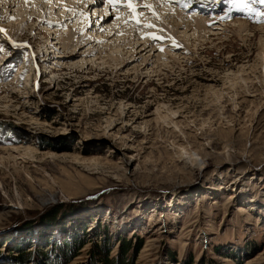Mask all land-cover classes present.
I'll list each match as a JSON object with an SVG mask.
<instances>
[{"label": "rangeland", "instance_id": "374dc122", "mask_svg": "<svg viewBox=\"0 0 264 264\" xmlns=\"http://www.w3.org/2000/svg\"><path fill=\"white\" fill-rule=\"evenodd\" d=\"M22 1L0 0V144L32 160L0 163V264H264L258 34L201 43L180 20L155 67L127 30L157 0H101L104 29ZM208 1L209 28L264 22L261 0Z\"/></svg>", "mask_w": 264, "mask_h": 264}, {"label": "bare ground", "instance_id": "6f19581e", "mask_svg": "<svg viewBox=\"0 0 264 264\" xmlns=\"http://www.w3.org/2000/svg\"><path fill=\"white\" fill-rule=\"evenodd\" d=\"M68 1L69 0H65L63 4H68ZM94 1L95 0H72L69 3V6H67V8L65 9L67 10L66 16H68V18L72 16H74L73 18H77V19L79 18L78 20L79 21L81 20L82 23H85L86 21L89 20L90 22H92L91 24H100L99 26L101 29L106 28L107 26L110 25V23H107L110 20L109 16L111 15L109 6L106 8L105 11L104 8L101 6L102 4L101 0H97V4L94 3ZM185 1L191 3H203V5L207 7L208 11L207 12L206 11L203 12L202 10L194 11L193 7H195V5L190 6L188 10H184V11L178 10L177 4H181ZM20 2L23 1L20 0ZM70 4L72 5L75 4V5L73 7ZM134 4L138 6L142 5L140 4L139 1L134 2ZM134 4L132 3V5ZM210 6L211 5L209 4V2L207 3V0H157L154 3H151V5H149L147 9L145 10L143 9L144 11H139L132 17L131 24L129 25V29L127 30L128 31L127 34L129 36V44L131 46L130 48H133V50L137 51L136 53H142L143 61H146L147 59H149L150 61L153 60L152 61L154 64L153 66L156 67L160 65L159 64V62L161 61L160 59H163L166 55L171 53L170 49L163 47H165V45H172V44L165 43V45H160L159 44L160 42H164L162 41V39L160 40V38H164V37L171 38L173 31L172 28L176 23H180V20L183 21L182 26L184 27V29L195 31L194 32L195 36L193 37V39L198 40L201 43L210 40L214 34H218V31H224L225 29L232 30V27H236L234 31L238 32L237 33L238 38L242 40L244 43H250L251 39L258 34V51L255 53L258 61L257 66L260 69L261 75L256 76L255 79L256 80L258 79L261 85L264 87V22L256 26L255 29H253L252 27H250V22L247 20L234 21L233 19L226 17L225 20H223L222 22L223 24H219L216 27L214 26L213 27L214 29L209 28L211 24V20H210L211 17L209 15L207 16L206 14L209 13L211 14V16L215 15L214 12H212ZM79 11L81 12V14L77 15L76 13ZM191 11H194V13H190ZM171 12L172 15H170ZM236 14H241V13H236ZM49 24H54V22ZM88 24L89 23H87V25ZM139 24H142L140 25V27L144 25L145 26L152 25V27L139 28V32L136 36L135 30L137 29ZM53 49L50 47L48 52L49 53L54 52ZM171 55H173V53ZM41 124L48 125L49 123L43 122ZM50 128L58 130L57 134L61 136L67 135L69 133L68 127H65L64 125L57 124L56 126H52V127L50 125ZM206 136H208L207 138L211 139V142L213 141L214 137L207 134ZM23 150L25 152L20 154L18 146H13V145L5 146L3 144H0V163L6 160L10 163L11 168L12 167L16 168L22 166L24 163H28V161L30 160V159L27 160L26 158L28 156L27 153L28 148L25 147ZM14 153L15 154L18 153V154L15 155ZM26 154L27 156L25 157ZM192 155L197 156L198 154L193 153ZM30 157L32 156H29L28 158ZM232 197H233L232 194H230L228 196V199H231Z\"/></svg>", "mask_w": 264, "mask_h": 264}, {"label": "trees", "instance_id": "16d2710c", "mask_svg": "<svg viewBox=\"0 0 264 264\" xmlns=\"http://www.w3.org/2000/svg\"><path fill=\"white\" fill-rule=\"evenodd\" d=\"M80 245H81V242L74 247L71 246L68 249H66V252H64V257H65L64 263H67L70 260V258H72L76 254V251L79 249ZM126 249L127 248H125L122 251L121 255L124 254ZM20 263H22V262H20ZM100 264H123V260L120 259L118 261H113V260L109 259L107 256V251H106L102 256V259L100 260Z\"/></svg>", "mask_w": 264, "mask_h": 264}, {"label": "snow or ice", "instance_id": "6c2138e0", "mask_svg": "<svg viewBox=\"0 0 264 264\" xmlns=\"http://www.w3.org/2000/svg\"><path fill=\"white\" fill-rule=\"evenodd\" d=\"M261 2H264V0H261ZM128 6L129 7H132V4H131V0H128ZM144 7H149L148 5H144ZM148 27H152V25H147ZM4 30L3 29H0V32H3ZM155 38V37H153Z\"/></svg>", "mask_w": 264, "mask_h": 264}]
</instances>
